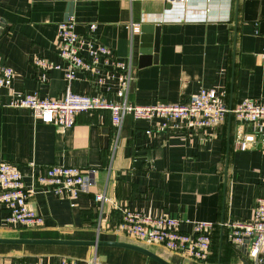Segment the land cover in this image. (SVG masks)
Segmentation results:
<instances>
[{
  "label": "crops",
  "instance_id": "0c3cea01",
  "mask_svg": "<svg viewBox=\"0 0 264 264\" xmlns=\"http://www.w3.org/2000/svg\"><path fill=\"white\" fill-rule=\"evenodd\" d=\"M69 19L77 35L106 46L124 63L130 79L122 96L117 95L118 74L98 85L60 57L57 27ZM145 26L160 27L157 63L141 54ZM263 56L264 0H0V65L14 72L10 85L0 86V161L16 164L27 188L49 166L96 170V185L87 195L34 192L29 206L44 222L37 230L6 227L0 205V238L121 242L171 264L248 262V244H233L227 225L250 222L264 195V143L232 113L210 129L181 124L179 130H161L159 120L131 115L114 126L108 111L95 110L78 114L70 128L62 129L37 121L29 109L8 105L31 93L60 100L65 73L72 70V90L82 96L136 106L186 105L205 89L216 90L232 109L247 99H264ZM37 60L57 69L36 66ZM243 138L251 146L247 150L237 145ZM96 193L110 202H95ZM122 210L215 224L210 259L193 261L124 235L117 230ZM181 229L190 232L192 225L183 223ZM62 260L159 264L114 247L0 245V264Z\"/></svg>",
  "mask_w": 264,
  "mask_h": 264
},
{
  "label": "built area",
  "instance_id": "2783aa9c",
  "mask_svg": "<svg viewBox=\"0 0 264 264\" xmlns=\"http://www.w3.org/2000/svg\"><path fill=\"white\" fill-rule=\"evenodd\" d=\"M168 1L170 3L184 2V0ZM131 26L139 28L140 25L132 24ZM94 29L95 26L91 25L90 30ZM57 35L60 40L59 55L71 69L78 68L88 72L98 85H104L106 78L115 79L114 74H118L117 95L122 96L127 89L130 77L125 71L124 63L115 57L111 49L77 35L72 19L58 25ZM84 52L89 56V60L84 58ZM34 63L47 70L57 69L45 60H37ZM119 71H122V74ZM13 77L14 72L11 68L0 65V86L8 87ZM74 78L72 70L65 73V92L60 100H42L35 93H31L11 101L8 106L15 109H29L37 121L43 124H54L62 129L70 128L78 114L95 110L108 111L114 126H119L125 115H131L136 120H159L161 130H179L181 124L193 130L210 129L224 122L232 113L239 123L250 125L253 133L261 136L264 143V99H247L231 109L216 90L203 89L186 105L136 106L126 102L115 103L100 97L78 95L72 90ZM145 134L151 135L152 131L147 130ZM237 145L241 150L251 147L245 138ZM95 185L96 170L93 168L49 166L39 175L34 176L32 185L27 188L17 165L0 161V205L6 212L4 225L8 228L22 229H38L43 226V218L29 206L28 202L37 190L57 197L65 195L78 198L91 193ZM93 199L102 204L110 202L104 193L93 194ZM116 209L119 210V208ZM183 223L192 225L190 232H184L181 229ZM215 227V224L207 222H187L168 215L150 216L129 210L120 211V221L117 224L119 232L134 240L162 245L188 259L202 263L210 259L212 233ZM227 227L231 232L233 244L244 245L248 240L249 264H262L264 260V195L259 198L250 222L230 223ZM61 264L76 263L62 260Z\"/></svg>",
  "mask_w": 264,
  "mask_h": 264
},
{
  "label": "water",
  "instance_id": "95a60500",
  "mask_svg": "<svg viewBox=\"0 0 264 264\" xmlns=\"http://www.w3.org/2000/svg\"><path fill=\"white\" fill-rule=\"evenodd\" d=\"M150 32H154V37L151 38L149 35ZM159 33L160 27H142L141 28V49H142V56L143 57H151V59H147L150 63H157V54L159 50ZM248 244V240H246L244 246ZM0 245H35V246H76V247H92V248H99V247H114V248H122L128 249L131 251H135L146 256L149 259L155 260L159 264H171L165 261L163 258L156 255L154 252H151L143 247L121 243V242H101L98 240L95 241H72V240H55V239H2L0 238ZM103 261L104 257H102ZM245 264H249L245 262ZM264 264V260L263 263Z\"/></svg>",
  "mask_w": 264,
  "mask_h": 264
},
{
  "label": "rangeland",
  "instance_id": "374dc122",
  "mask_svg": "<svg viewBox=\"0 0 264 264\" xmlns=\"http://www.w3.org/2000/svg\"><path fill=\"white\" fill-rule=\"evenodd\" d=\"M39 229V228H38ZM23 230H26V231H34V230H37V229H24Z\"/></svg>",
  "mask_w": 264,
  "mask_h": 264
}]
</instances>
